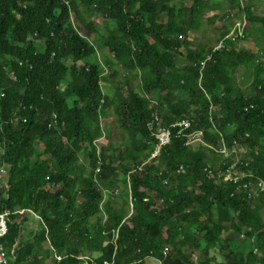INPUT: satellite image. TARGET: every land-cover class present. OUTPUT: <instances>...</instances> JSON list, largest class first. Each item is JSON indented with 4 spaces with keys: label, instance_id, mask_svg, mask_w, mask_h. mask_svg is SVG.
Segmentation results:
<instances>
[{
    "label": "trees",
    "instance_id": "1",
    "mask_svg": "<svg viewBox=\"0 0 264 264\" xmlns=\"http://www.w3.org/2000/svg\"><path fill=\"white\" fill-rule=\"evenodd\" d=\"M67 1L0 0V173L10 169L0 212L13 213L4 242L12 264H82L86 256L94 264H264V193L250 200L249 192L218 180L235 162L214 150L224 142L247 150L238 172L250 178L240 186L249 182L260 192L264 17L251 5L242 9V0H227L246 14L245 38L227 40L225 28L208 51L210 42L196 45L191 35L204 31V17L221 10V0H182L185 10L173 6L178 0ZM71 12L106 43L98 52L71 25ZM18 41L33 49L9 51ZM248 41L257 53L237 44ZM241 68L253 76L250 94L236 89ZM158 113L166 125L195 120L203 144L188 148L175 134L160 166L129 182L157 144L150 125ZM112 120L123 131L120 142L105 132ZM104 137L103 186L121 194L102 207L95 174L96 142ZM181 167L186 174L178 176ZM23 210L42 218L43 233L32 242H22L32 219Z\"/></svg>",
    "mask_w": 264,
    "mask_h": 264
},
{
    "label": "rangeland",
    "instance_id": "2",
    "mask_svg": "<svg viewBox=\"0 0 264 264\" xmlns=\"http://www.w3.org/2000/svg\"><path fill=\"white\" fill-rule=\"evenodd\" d=\"M242 2H244V4L241 5L242 9L243 7L247 8L251 5L254 7L256 15L264 17V0H242ZM173 6H176L179 10H185L188 4H185V2H183L182 0H178L173 3ZM220 6H221V10H219L216 13L211 12L207 14L206 17H204V31L201 34L191 35L194 39L193 42L196 45H201V44H205L206 42H210L206 44L208 45L207 46V48L209 49L208 51H210V49L218 45L217 44L218 38L220 37L221 33L223 32L225 28H227L232 33L234 31V29L232 30V28L235 23L236 25H238L241 21H245L246 14L244 13V11L243 10L241 11L239 8H235V10H231L230 5L228 4L227 0H221ZM186 11H185V14H187L188 16V13ZM227 14L231 16V20L227 19ZM95 23H96L97 29L104 30V26H103L100 16H96ZM82 34L83 35L85 34L84 30ZM90 37H92L91 40H93L95 43L97 41L98 35L92 34ZM237 44L241 50H245L248 53H251V52L257 53L256 48L249 41L239 42ZM263 44H264V41H262L261 46ZM261 61L264 62V56L262 57ZM252 79H253L252 74L246 69L241 68L238 71L236 79H235L236 89L240 91L241 93L250 94L251 89H252V83H253ZM136 83H138V81ZM107 124L108 125L106 126V129H105L106 134H109V136L112 138V141L115 140V141L120 142L123 136V131L120 128L119 122L117 120H112L111 122ZM108 142L106 144H108ZM239 159H240V155L238 156L237 160ZM244 159H245V156H244ZM3 169H5L7 173L2 174V179L0 181V192H3V190L6 189L7 187L8 174L10 171L9 167L7 168L4 167L2 168V170ZM28 226H29L27 227L28 231H26L24 235L25 241L35 240L38 236L41 235L42 231L39 228L38 221H36L35 219H31L30 224H28ZM231 235H234V234L231 233ZM244 239L245 238L243 237L241 240H244ZM197 256H200V254L196 253L195 257Z\"/></svg>",
    "mask_w": 264,
    "mask_h": 264
},
{
    "label": "clouds",
    "instance_id": "3",
    "mask_svg": "<svg viewBox=\"0 0 264 264\" xmlns=\"http://www.w3.org/2000/svg\"><path fill=\"white\" fill-rule=\"evenodd\" d=\"M60 1H62V2H64V3H66L67 2V4H69L70 2L69 1H67V0H60ZM67 4H65V5H67ZM74 12H71V25L79 32V34H80V36L82 37V38H84V40L88 43V45L92 48V47H94L96 50H97V52H98V49L101 47V44H104V45H106V43L104 42V41H100V39H99V36L97 37V41L94 43V41L93 40H91V38L92 37H90L92 34H94V33H91V34H89L88 32H87V30H86V26H84V25H81V24H79L78 22H77V20L75 19V17H74ZM95 18V17H94ZM101 18V17H100ZM240 22V21H239ZM245 23H246V17H245ZM246 25H247V23H246ZM237 25H236V23L234 24V26H233V28H232V30L234 29L235 30V27H236ZM247 27V26H246ZM83 30H84V35L82 34V32H83ZM231 30V31H232ZM230 34H231V32H230ZM95 35V34H94ZM37 40H38V36H35V38H34V41H33V43H34V45H35V43L37 42ZM232 40V39H231ZM240 41V40H239ZM220 46H222V43H221V45ZM220 48V47H219ZM31 49H33V47L31 46V44L29 43V42H24V41H18V42H14L13 43V46H11V47H9L8 48V50L9 51H14V52H25V51H29V50H31ZM97 56H98V58H99V61L103 64L104 62H103V60H102V55H101V52L100 53H98L97 54ZM53 57H55V56H53ZM100 57H101V59H100ZM85 64H86V62H84ZM91 63H93V62H91ZM20 66H22V64H20ZM103 66H104V68L106 67V65H104L103 64ZM106 71H105V75H108V73H109V68H107L106 67V69H105ZM10 80H11V82H14V75L12 74L11 76H10ZM137 82V81H136ZM101 86H102V83H101ZM2 99H4V94H3V90H1L0 89V102H1V100ZM105 103V102H104ZM158 115L159 116H155V119H154V121H153V123L150 125V129H151V132H152V139H154L155 141H156V145H155V148H154V150L152 151V153L150 154V157H149V159L144 163V165L143 166H141L140 168H138L136 171H134V172H132V173H130V175H129V177H128V180H129V182L131 181V178L135 175V174H137V173H143V172H145L146 170H148V169H150V168H152V166H160V164H161V160H162V157H163V153H164V151L167 149V148H169L171 145H172V143H173V140L176 138L175 137V134L178 136V139H184V140H186L187 141V147L188 148H194V147H197L198 145H200L199 143H193V140H191L190 142H189V140L188 139H185V138H180L179 137V130H174V129H172V127L174 126V125H176V124H178V123H180V122H183V121H186V120H190V121H194L195 123H194V128H193V132L194 133H202V137H200L199 139L200 140H202L203 141V132L202 131H200V130H197L196 128H195V126H196V121L195 120H191V119H184V120H181V121H177V122H175V123H172V124H174V125H166L165 123H164V121H163V119L160 117V114L158 113ZM212 120V119H211ZM59 126V123H58V117H54V123H53V125H52V127L53 128H56V127H58ZM164 127L165 129H168V130H170L171 132H172V139H171V143L168 145V146H166V147H164V148H162L161 150H160V156L159 157H157V158H154V156L156 155V153L158 152V150L160 149L159 147H160V141L158 140V136L160 135V133H159V127ZM193 133V134H194ZM192 134V135H193ZM108 142V139H107V137H104L103 139H100V140H98L97 142H96V146L98 147V150H99V163H98V167L96 168V174H95V181H96V183H97V186L99 187V189H100V191L104 194V200H103V203H102V207H105V205L110 201V199H111V196L113 195L114 197H118L120 194H121V190L120 189H115L113 192H109L108 190H106L105 188H104V186H103V182H102V178H101V175H102V177H103V172H104V167H105V159H104V157H103V155H102V149H103V144L104 145H106V143ZM230 160H232V161H234V158L233 159H230ZM7 168L8 166L7 165H4L3 166V168ZM185 169V167H181L180 168V170H179V172L181 171V169ZM179 172H178V176H183V175H185L186 174V169H185V172L182 174V175H180L179 174ZM7 172L5 171V169H3V170H1V173H0V181H1V179H2V174H6ZM162 175V174H161ZM9 179H10V171H9V174H8V183H7V187H6V189L8 188L9 189ZM165 185H169L168 183H166ZM130 187V191H131V193H132V184H131V186H129ZM1 193V192H0ZM132 202H134V199H133V196H132V198H131V203ZM132 205H133V203H132ZM132 205H131V208H132ZM6 212H10V213H12L11 211H6ZM6 212H1V213H6ZM26 212H28L29 214H31V218L32 219H35L36 221H40V220H42V218L39 216V215H37L36 213H35V211H33V210H23V211H21L20 213H22V214H25ZM12 215H13V213H12ZM12 215H11V217H12ZM105 220L107 219V217L105 216V218H104ZM96 220H94V222H95ZM11 223H12V219H11ZM11 223H10V231H9V234L11 233ZM39 223V222H38ZM39 228L41 229V231H42V233H43V229H42V227H41V225L39 224ZM28 231V230H27ZM25 233H26V231H24L23 232V235H25ZM42 233H41V235H42ZM8 234V235H9ZM8 235H7V237H8ZM40 235V236H41ZM7 237L4 239V242H5V240L7 239ZM118 240V232H116L115 233V239H114V242L116 243V241ZM32 241H34V240H30V241H27V242H32ZM22 242L24 243V242H26L25 241V239H24V236H23V239H22ZM4 245H5V243H4ZM5 247H6V245H5ZM7 248V247H6ZM18 248H19V243H17V245L14 247V250H13V253L15 254V252H16V250H18ZM7 250H8V248H7ZM169 251V249H167V252ZM8 254H9V251H8ZM9 258H10V260H12V258H11V256H10V254H9ZM66 258H68L67 256H63V257H58V256H53V259L55 260V261H58V262H61V261H63V260H65ZM81 262H82V264H94L92 261L94 260V258H92L91 256L89 257V256H86V257H83V258H80L79 259ZM10 264H12V262H10ZM107 264V263H106Z\"/></svg>",
    "mask_w": 264,
    "mask_h": 264
},
{
    "label": "built area",
    "instance_id": "4",
    "mask_svg": "<svg viewBox=\"0 0 264 264\" xmlns=\"http://www.w3.org/2000/svg\"><path fill=\"white\" fill-rule=\"evenodd\" d=\"M246 23L245 21H241L236 27L235 30L230 34V36L227 38L233 39L234 41H238L240 39L245 38V31H246ZM220 49V48H219ZM249 112V110H247ZM212 116V113H211ZM212 121V120H211ZM194 121H183L180 122L172 127L174 130H179V137L188 139L189 142L193 140V143H199L203 144V141L199 138L202 137V133H194ZM159 133L160 135L157 137L160 141V149L154 156V158H157L160 156V150L166 146H168L171 143L172 139V132L168 129H165L164 127H159ZM194 133V134H193ZM193 134V135H192ZM217 154L221 155L224 159L230 160L234 158V165L231 167H228L229 169L226 171V173H220L218 174V180H221L224 185H230L235 184L239 186L240 190H243L245 192H249V199L255 200L260 197L261 193H264V184L262 182L258 185L259 193H256L254 190L251 189V183L246 182L242 186H240L244 181H247V179L250 178V176H247L243 173L238 172V166L239 164L245 160L244 156L248 155L247 150L242 148L239 143L235 144V149L230 150L226 142H224V147L219 149H214ZM240 155V159H238V156ZM210 168H207L205 170V173L209 176V180H212V177H214V173L210 170ZM185 172V169H181L179 172L180 175H182ZM225 181V183H224ZM11 215L12 213L6 212L1 213L0 212V264H10V258L8 254V250L4 245V239L7 237L10 231V223H11Z\"/></svg>",
    "mask_w": 264,
    "mask_h": 264
},
{
    "label": "bare ground",
    "instance_id": "5",
    "mask_svg": "<svg viewBox=\"0 0 264 264\" xmlns=\"http://www.w3.org/2000/svg\"><path fill=\"white\" fill-rule=\"evenodd\" d=\"M219 48V47H218ZM49 111H51V110H49ZM105 155V154H104ZM102 229V228H101ZM10 262H12V260H9Z\"/></svg>",
    "mask_w": 264,
    "mask_h": 264
},
{
    "label": "crops",
    "instance_id": "6",
    "mask_svg": "<svg viewBox=\"0 0 264 264\" xmlns=\"http://www.w3.org/2000/svg\"><path fill=\"white\" fill-rule=\"evenodd\" d=\"M216 13V12H215Z\"/></svg>",
    "mask_w": 264,
    "mask_h": 264
}]
</instances>
